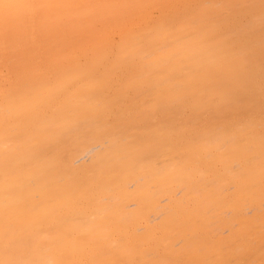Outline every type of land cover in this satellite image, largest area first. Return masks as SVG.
I'll use <instances>...</instances> for the list:
<instances>
[{
	"label": "bare ground",
	"instance_id": "6f19581e",
	"mask_svg": "<svg viewBox=\"0 0 264 264\" xmlns=\"http://www.w3.org/2000/svg\"><path fill=\"white\" fill-rule=\"evenodd\" d=\"M11 1L68 48L0 103V264H264V0Z\"/></svg>",
	"mask_w": 264,
	"mask_h": 264
},
{
	"label": "rangeland",
	"instance_id": "374dc122",
	"mask_svg": "<svg viewBox=\"0 0 264 264\" xmlns=\"http://www.w3.org/2000/svg\"><path fill=\"white\" fill-rule=\"evenodd\" d=\"M7 1V2H6ZM0 0V29L1 28H4V27H6V26H8V25H16V27L17 26H19L20 25V23L21 22H23V21H19V18H17V21H11L12 20V18H10V16L11 15H9V16H7L6 17V13H9L10 11L9 10H7L5 7H3L2 6V4L4 5V6H7L8 5V7H9V4L12 2L13 3V1H11V0ZM8 1H10V2H8ZM25 1H27L26 2V4L29 2L30 3V1L31 0H25ZM24 1V2H25ZM34 1V0H33ZM32 1V2H33ZM23 2V3H24ZM30 3V4H34V3ZM7 3H9V4H7ZM6 4V5H5ZM11 5V4H10ZM23 5V4H22ZM28 6V7H27ZM30 6H33V5H30ZM29 5H26V7L27 8H29L30 7ZM82 6V7H81ZM81 6L79 7L81 10H87V9H82L83 8V4H81ZM91 6V5H90ZM86 7H88L87 5H86ZM85 7V8H86ZM92 7V6H91ZM90 7V8H91ZM4 9H6V10H4ZM77 9H78V7H77ZM5 12V14L3 15V13ZM11 13V12H10ZM9 13V14H10ZM13 13V12H12ZM82 13V12H81ZM151 14L153 15V17H154V15L156 14H159V13H157V11L156 10H154V11H152V12H149L148 13V16H151ZM158 16V15H157ZM155 18H157L156 16H155ZM37 20V19H39V17L37 16L36 18H34V20ZM87 19V18H86ZM29 20V18H26L24 21H28ZM89 21V20H88ZM88 21L87 22H85L86 23V25H87V23H88ZM99 21H97V23H98ZM90 23H91V21H90ZM90 23H88V24H90ZM93 23H94V25L97 27H95L94 25H93ZM91 25H93V26H90V28H92V30L91 31H93L91 34H89V35H82L81 36V38H77L78 39V41L76 40H74V45L76 44V47H79L78 46V44L79 45H86L85 44V42L86 41H88L89 40V38H91V40H94V39H96V37L98 36V35H101V34H103V33H105V31H104V24L103 23H98V24H96L95 22H93L92 21V24ZM96 29L95 31L93 30V29ZM13 31V30H12ZM12 31H9V33L10 32H12ZM26 34H28V33H25V34H23V36L25 37L24 39H28L29 38V36L28 35H26ZM21 34H19L18 36H20ZM29 35H31V38H29L30 39V43L28 42H23V41H26V40H24L23 39V37H22V39L23 40H20V41H13L10 37V40H6V41H1L0 40V52L2 51V50H4V52H6V55H4V54H2L4 57L2 58V55H0V103H2V102H4L5 100H8V99H10V98H12V97H17V98H19V97H22V95L30 88V86H32V84L35 82V80H37L38 78H39V76H42V75H46V77H50V74L52 73V65H49V63L47 64L46 62H44L43 60H41L42 58H45L46 57V55L48 56V57H50V55L52 54L51 53V51H54L55 49H60V47L61 48H63L64 46H66V47H64L65 49H67L68 47H67V45H66V43L65 44H63V42H64V39H65V42H66V38L64 37H61V41L58 39V40H54L53 39V41H51V40H49V43H50V45H49V43L48 42H46L47 43V46H46V44H42V43H40V41H38V42H35V40H37V39H35L34 37H35V34L34 33H30L29 32ZM34 35V36H33ZM17 36V35H16ZM17 36V37H18ZM27 36H28V38H27ZM16 37V39H18ZM21 37V36H20ZM51 38V37H50ZM53 38V37H52ZM112 38V39H111ZM120 36H118L117 35V33H114V34H111L110 35V41H111V43L112 44H115L116 45V43H120ZM0 39H1V37H0ZM32 39V40H31ZM33 39H35V40H33ZM87 39V40H86ZM115 43H114V42ZM21 42V45L19 44H17V43H20ZM78 42V43H77ZM4 43L7 45V43H8V45H7V47L4 45ZM23 43V44H22ZM12 44H16L15 45V47L14 48H16V49H13V50H15V52H13V50H12ZM42 44V45H41ZM35 45V46H34ZM41 45V46H40ZM57 45H59V47H57ZM73 45V44H72ZM83 45V46H84ZM12 46V47H11ZM20 46V47H19ZM40 46V47H39ZM3 47H6L7 48V50L5 49V48H3ZM18 47V48H17ZM47 47L48 48H51V49H54V50H50V52L49 53H47L48 51V49H47ZM56 47V48H55ZM74 47V46H73ZM22 48V49H21ZM28 48V49H27ZM36 48L39 50V51H37L36 50ZM63 48V49H64ZM80 48V47H79ZM81 48H83L82 46H81ZM27 49V50H26ZM42 49V50H41ZM45 49H46V52H44L45 51ZM10 50V51H9ZM24 50H26V52H25V55L27 56H25L23 53V51ZM35 50V51H34ZM40 50L42 51V53H40ZM62 50V49H61ZM60 50V51H61ZM13 52V53H15L16 54V51H17V55H15V56H18V55H22L21 57H24V58H28L29 57V59H30V57H31V60H33L34 58H36L35 60H33V61H35V62H33V64H32V62H30V63H27V65L26 66H21L20 64H14L12 61L11 62H6V58L7 57H9V55H8V53L10 54V52ZM19 51V52H18ZM34 52V53H33ZM37 52H39L40 54H43V53H46V55L45 54H43V55H41V56H39L40 54L39 53H37ZM57 51L55 50V52H53V54L54 53H56ZM20 53V54H19ZM30 53V54H29ZM32 53V54H31ZM34 54V55H33ZM36 54V55H35ZM50 54V55H49ZM53 54L51 55V56H53ZM56 55V54H55ZM7 56V57H6ZM15 56L14 55H12V57H14L13 59H15ZM33 56V57H32ZM39 57V58H37V57ZM43 56H45V57H43ZM6 57V58H5ZM40 57H41V59H40ZM10 58H11V56H10ZM47 58V57H46ZM2 59H4L3 61H1ZM40 59V60H39ZM9 60V59H8ZM7 60V61H8ZM10 61V60H9ZM39 61H41V62H39ZM36 62H39L40 64L41 63H44V65L43 64H38V63H36ZM81 65L80 66H82L83 67V69H87V66H83L84 64H85V62L83 63H80ZM83 64V65H82ZM51 66V67H50ZM81 67V68H82ZM84 67H86V68H84ZM100 70H102V67H100ZM40 74V75H39ZM44 78V77H43ZM6 145H11V143L10 142H7L5 145H3L4 147H6ZM175 192H178V189H176V191ZM153 215V214H152ZM150 219V218H149ZM146 221V220H145ZM139 222L136 226H134L133 228H132V231L133 232H135L136 234H134L133 232H129L131 235H138L139 236V233L141 232V230H140V232H139V229L141 228H146V226L149 224V223H152V222ZM155 223H158V222H156V221H154ZM146 226H145V225ZM143 225V226H142ZM150 225V224H149ZM137 226H141L137 231L135 230L134 231V229H136V227ZM143 231V230H142ZM139 232V233H138ZM222 232V231H221ZM121 234V235H119V234H117V235H119V236H116V234L114 235V239H115V241L117 242V240L119 239V240H122V239H124V237H126L127 239L125 240H123V241H120L119 242V240H118V242L119 243H125L126 242V244L128 243V244H130V242H132V236H130V234ZM133 233V234H132ZM138 233V234H137ZM224 234H228V231L226 230H224V232H223V234L222 235H224ZM123 235V236H122ZM126 235V236H125ZM117 237V238H116ZM119 237H121V238H119ZM114 239L113 240H111V239H109L108 240V242L107 241H105L106 243H107V245L109 244H111L113 241H114ZM130 239V240H129ZM111 241V242H110ZM130 241V242H129ZM105 242H103V243H105ZM146 241H143V242H141L142 244H140L139 242H137L138 243V245L139 246H141V247H143L144 246V248L146 247V246H148L149 244L148 243H145ZM147 244V245H146ZM81 245H82V243H81ZM150 246V245H149ZM146 247L147 249H149L150 250V247ZM152 246V245H151ZM104 248H107L108 249V247H105V246H103ZM27 249V247H23L22 248V255H24L23 253H25V250ZM146 248L144 249V250H146ZM101 249V248H100ZM98 249V250H96L100 255H102V256H104L103 254L104 253H108V250L107 249ZM105 250V251H104ZM24 251V252H23ZM26 252H27V250H26ZM103 252V253H102ZM89 253H90V251H89ZM26 254V253H25ZM79 253H76V255L77 256H80L81 257V255L79 254ZM105 254V256H108V254L106 255ZM74 256H75V254H74ZM22 256H20V260L22 261V259H24V258H21ZM76 257V256H75ZM75 257H73V258H75ZM27 258H29V257H27ZM70 258V257H69ZM72 258V257H71ZM18 259V262H17V260L16 261H11V264H20V260ZM30 260H31V258H29ZM26 260V259H25ZM29 260V261H30ZM77 260V261H76ZM76 260L74 259V261H76L75 262V264L77 263H79L80 261H79V259H77L76 258ZM250 260V259H249ZM252 260V259H251ZM254 260V259H253ZM24 261V260H23ZM21 262V263H24V262ZM28 261V262H29ZM68 261H73V259L71 260V259H67L65 262H68ZM73 261V262H74ZM79 261V262H78ZM14 262H16V263H14ZM73 262H71V263H73ZM243 262V261H242ZM70 263V264H71ZM245 263V262H244ZM25 264V263H24ZM64 264H66V263H64ZM67 264H69V262L67 263ZM83 264V263H82Z\"/></svg>",
	"mask_w": 264,
	"mask_h": 264
}]
</instances>
